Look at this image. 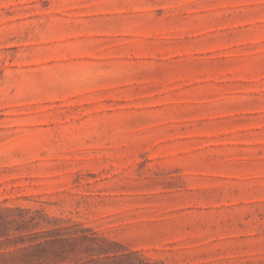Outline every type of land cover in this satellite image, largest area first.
Wrapping results in <instances>:
<instances>
[{
	"label": "rangeland",
	"instance_id": "1",
	"mask_svg": "<svg viewBox=\"0 0 264 264\" xmlns=\"http://www.w3.org/2000/svg\"><path fill=\"white\" fill-rule=\"evenodd\" d=\"M0 264H264V0H0Z\"/></svg>",
	"mask_w": 264,
	"mask_h": 264
},
{
	"label": "trees",
	"instance_id": "2",
	"mask_svg": "<svg viewBox=\"0 0 264 264\" xmlns=\"http://www.w3.org/2000/svg\"><path fill=\"white\" fill-rule=\"evenodd\" d=\"M56 256H60V254H56Z\"/></svg>",
	"mask_w": 264,
	"mask_h": 264
}]
</instances>
